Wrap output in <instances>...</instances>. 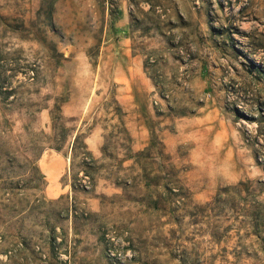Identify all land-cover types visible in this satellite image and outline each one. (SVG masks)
<instances>
[{"label": "rangeland", "instance_id": "374dc122", "mask_svg": "<svg viewBox=\"0 0 264 264\" xmlns=\"http://www.w3.org/2000/svg\"><path fill=\"white\" fill-rule=\"evenodd\" d=\"M0 264H264V0H0Z\"/></svg>", "mask_w": 264, "mask_h": 264}]
</instances>
